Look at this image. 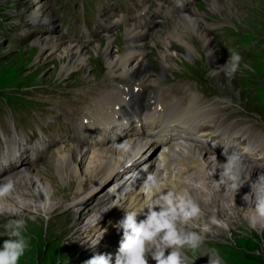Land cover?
<instances>
[{
  "label": "rangeland",
  "instance_id": "1",
  "mask_svg": "<svg viewBox=\"0 0 264 264\" xmlns=\"http://www.w3.org/2000/svg\"><path fill=\"white\" fill-rule=\"evenodd\" d=\"M45 1L48 3L47 12L41 11L39 9V6H37L38 4L44 2L42 0H0V150H3L4 143H7L9 138L11 139L15 132H19L23 139L27 138L28 142H34V144H38L41 141L43 142L45 140L44 138L49 139V153L43 158L44 160L42 159V163L41 161H37L34 164L31 161L29 165L21 168L24 169L29 166H37V172H39L40 174H43L45 169H51L53 167V163L58 161V155L56 154V152L54 153V150L63 145L53 142V139L64 140L70 135L74 136L76 131L74 123L76 122V120H81L83 110H86L88 106H92L94 104L90 99L83 96V94L85 95L84 91L92 88L93 91L96 92L93 98L97 99L98 93L103 89L107 92L114 87L124 88L125 86H127V84H130L132 82L131 78H129V80L125 76L121 78L114 76L112 78H108L107 80L101 78L99 79L101 81L94 86L92 85L90 87H87L85 85H88V83L91 82H89V80L86 78L84 70H77L69 75V72H67L65 75L63 73L64 71L59 73L61 68V61H59L55 57L54 52L50 48L54 40L57 39L58 36H62L63 38H65V41H68L71 38H76L78 41H76V43H84L88 39V35L85 31L87 24L91 29V42L87 45L86 48L89 49L88 52H90L88 56V58L90 57V69H93L95 74H97L99 70L103 71L106 67V58L104 57V54L100 51H97L96 49L98 43L103 42V44H105L104 41L107 39L108 35L114 33L116 37L114 40V45L116 46L117 50H126L128 44H126L125 41V31L127 27V25L125 24L130 22L129 18L127 17L133 18L131 19L134 24L133 27L135 26V28L137 27L138 29L144 28V25L141 23L137 24V21L139 20V15L146 16L145 14H143V11L145 10L144 6L145 8L146 6H148L145 5V2H142V0H88V2L87 0ZM156 1L157 0H148L149 5ZM167 1L175 3L176 0ZM211 1L212 0H193L191 2V6L196 9L207 10L208 4L210 5ZM218 1L220 5L218 13H210L205 18V20L198 18L197 21L199 23L200 21L207 22L208 20L213 24V27L206 26L207 24H204L203 29L207 31L208 35L212 38L214 47L218 50V52H222L224 54V58L226 59V61L228 59V56L230 55L227 49L229 41L225 40L224 38L228 36L229 32H234L230 33L231 39L237 40L241 43L243 41L240 40V38L244 39L245 41L253 38L255 41L251 42L250 48L252 53H254L256 56L240 54L243 58L242 65L246 64L248 65V67H242L241 71L236 74L235 78H232L234 79L233 84H230L228 82V77L224 76V74H220V76L217 77L210 76L212 67L210 66V62L208 61L209 58L206 49L203 47V41L195 36V43L198 47L197 55L191 53L189 54V56L191 57L190 58L189 56L184 57L183 53H180L181 56L179 55V57L181 60L179 59L177 62L178 67L174 72L175 77L173 76L170 78V76H172L170 75L168 78H164L162 81H160V85L153 84L151 85V87H162L165 90L167 89L166 91H164L165 95L178 96L182 98V101L184 102H188L190 100L191 93L198 94L199 98L201 99V104L205 102L203 105L206 107L207 114L209 116L220 114L222 118L228 114V111L223 108L219 109V107H210L205 100L206 92L207 90L212 92L217 96V100H220L222 96L224 97V99L228 100L230 99V95L233 99L232 102L253 109L256 114H258V116H260L264 121V0ZM232 1L237 2L238 6L236 7V9L233 8L231 9V11H228V5L231 4ZM106 12L108 16L111 13H125L127 17L120 15V19L123 20L121 21V23L124 24H118L119 26L116 25L113 29V32L103 33V28L105 31L106 27L111 24L113 20L119 18L118 16H116L112 17L110 21H105L104 19H109L108 16H104ZM160 14V16L156 17L157 14L151 12L149 16H146L148 19L146 30L149 29V31L145 32L151 34L158 33L160 35H166L167 30H170L178 25L177 22L179 21V18L177 17V12L163 11ZM40 17L47 19H52V17H54L53 24L47 25L43 22H39L38 19ZM101 18H103V27L101 26ZM1 21L6 22L7 25L13 23L14 26L22 23L31 31L34 30V27H32L31 23H37L38 25L30 36L25 37L24 41L20 42V40H17L13 35L14 29L8 34L1 33L3 29ZM135 23L137 24V26L135 25ZM219 24L221 25L222 29H224V31H217V28L215 27H217ZM46 29L50 32H47ZM44 31L46 32V34L44 33ZM225 33L227 34L224 35ZM1 35H4V37ZM10 35H12L11 38ZM41 35L46 37L45 42L48 43L44 47L37 39V37H41ZM48 45L49 47H47ZM221 46L226 51L227 55L221 48ZM178 48L180 49L181 47ZM157 49H162V42L158 40L156 41L155 45H153L148 49L147 52H145L144 56L145 59L152 61L154 66L157 65L155 61ZM50 50L52 51V53L50 52ZM157 67L158 65L155 66V68ZM208 73L210 79L206 78ZM103 74H105V72ZM201 74L204 75L206 79L191 76ZM63 75L66 76L64 78V81H62L63 79L61 77ZM95 79L96 78H94V81L92 82L98 81ZM211 83L213 85H211ZM60 92L65 94L63 97L64 100L62 99V102H58V94ZM226 92L228 93L226 94ZM6 93L9 94L7 95ZM260 93L261 95H259ZM9 97H12V99ZM14 97L18 98V100ZM123 97H127L125 99L128 102H133L132 98L128 94L126 96L123 95ZM65 99L68 101H66ZM144 99H148V97L146 96L144 97ZM170 100H172V98H170ZM244 101L247 102L239 103ZM146 102L148 104L150 103V101L147 100ZM184 105L188 106V104L186 103ZM3 108L7 109L6 114ZM214 109H216V111ZM217 119L218 117L215 118V120ZM14 121L18 124L16 131L13 127ZM85 121L87 122L88 120ZM233 122L234 121L229 118L224 124L218 127L215 122H208L206 125L201 127V131H203L204 133L203 137L205 139H211L214 141L217 139L222 141V136L218 134L212 135L211 133L217 130H223L233 124ZM4 136H6L7 139L4 140ZM111 142L112 141L108 143ZM70 143L72 147L73 142L70 141ZM159 149L157 150V152L160 153L161 147H159ZM157 152H153L152 154L155 156L157 155ZM52 153L54 154L50 156ZM211 156H213V154L207 153L206 159H209ZM148 166L149 165H147L146 168H148ZM88 168L89 165L87 161L82 163V170H88ZM146 168L145 170H147ZM193 170L194 169H191L190 171ZM126 171L129 172L128 170ZM49 172L50 179H54L55 177L57 178L56 173L53 174L52 170H50ZM197 172H195L194 175L195 181H199L198 178L201 175L200 174L197 177V175L199 174V172ZM9 173L10 172H7L5 175L0 176V178L9 175ZM114 173H116V171H114L112 174ZM117 174L118 173H116L115 175L119 176V174ZM109 177L105 179L104 182L99 181L100 183H91L90 185L86 186L88 189L84 187L81 191L79 190L80 192L78 193L76 192L78 191L76 189L78 188V184L77 182H74L71 189L73 191V194L76 195L73 200L67 202L68 207L71 204L70 202H75L76 199H80L81 202L91 199L88 205L95 203L97 197L101 194L103 195L99 199H102L103 196L108 192V189L114 183V181H110L111 179H115L114 176H111L110 178ZM195 177L197 178L195 179ZM56 178L55 180H57ZM43 179V182L45 181V183H49L48 179ZM202 179H205L204 176H202ZM56 186H58V184ZM41 189L42 186L35 188V190ZM17 190L15 191L16 199L22 197L26 202L33 201L31 193H28L26 195H17L19 192H22L19 189ZM52 192L59 196H65L70 192V190L66 187L58 186L56 190L53 189ZM85 195L87 196L85 197ZM38 198L39 201H41V197L39 195ZM116 199L117 196L115 197V200ZM203 199L206 200V197L203 196ZM227 201L225 202V206H230V202ZM62 203H66V200ZM107 203L110 202L107 201ZM41 204L43 205V202H41ZM8 205L9 202H7L5 206L6 209L8 208ZM68 207L64 210L59 209L56 211H53L52 208V210H48V212L45 210H23L22 208L20 209V207H18V210H5L6 214L0 215V219L2 220L0 221L1 234H3V225H1V223L4 224L8 219L22 217L27 221L26 235L33 239V241L31 242L33 245L31 246V249L28 252L27 256L23 259L22 264H85V261L90 259L95 253L106 249L104 243L106 242V240L110 239V236L106 235L109 229H111V227L113 226V222L111 220L108 221V217H105L100 226H96L93 218L95 217V215H97L98 213L100 214L103 211L102 207L100 206L97 210L92 209L78 211L75 209L68 210ZM76 207L78 206L76 205ZM217 209L218 206L214 208V212L217 213ZM16 211L19 212V216L13 215V213ZM252 211L253 210H247V212ZM85 212H90V216L89 218H87V221H84V223L86 224V222L90 220V225L95 228V230L84 232L80 238L76 239V241L73 242L72 240L74 237L75 228H77L78 224L77 221L81 219L82 215ZM237 212L238 210L229 209L224 211V213H222L221 211V217L215 215V217L217 219L219 218V220L227 225V227H225L224 229L216 228L213 226V233L206 240L204 247L199 252L195 253V256H200L195 260L207 263L209 256L207 254L203 256L201 255L205 250H212L218 252L223 257L225 264H264V228L260 229L259 227H257L256 229V227H254L253 229L251 227H248V223L242 218V215L247 213L246 210H242L243 214ZM46 217L47 219H45ZM82 218L85 219L84 217ZM81 225L82 224H80V226ZM50 226L55 228V230L50 229V235L53 231H56L57 235L54 240L51 239L52 242H50L49 239L50 235L47 236V228ZM63 226L65 227V229L64 231H61L60 228ZM67 227H69L71 231L63 238V236L68 232ZM105 229L107 231L104 233L103 238L100 240V242L102 243L99 242L100 244H97L96 247H91V242L95 241ZM40 232L41 235H39ZM214 234L215 237H213ZM5 239H8V237L0 235V245H2ZM190 255L192 254L190 253ZM114 260L115 258L113 259V262ZM150 264H155V261H152L150 259Z\"/></svg>",
  "mask_w": 264,
  "mask_h": 264
},
{
  "label": "bare ground",
  "instance_id": "2",
  "mask_svg": "<svg viewBox=\"0 0 264 264\" xmlns=\"http://www.w3.org/2000/svg\"><path fill=\"white\" fill-rule=\"evenodd\" d=\"M42 1L44 2L37 6H39L41 11L47 12L48 3L45 0ZM191 1L193 0H177L173 3L168 2L167 0H157L146 6L144 13L150 8V12L157 14L156 17L160 16V13L163 11L177 12V17L179 18V21L177 22L178 25L167 30L166 35H163L162 33V35H160L158 33L151 34L145 32L149 31V29L146 30L148 19L146 16L142 15H139L137 24H143L144 28L138 29L137 27L135 28V26L133 27L134 24L132 21L126 24L125 41L126 44H128L126 50H117L114 45L116 37L114 33L109 34L104 41L105 44L100 42L96 46L97 51L103 53L106 58H104L106 60L105 69L103 71L99 70L97 74H95L93 69H90V57L88 58L90 52H88L89 49H86L90 36H88V40L85 44L76 43V40L74 39L66 40L67 42H71L67 43L62 36H58L53 44L51 43V50L54 52L55 57L61 61L59 73L64 71V75L67 72H69V75L77 70H84L86 78L91 82L88 83V85H85L87 87L94 86L101 81L99 80L101 78L107 80L114 76L119 78L125 76L128 79L131 78L132 82L127 84L124 88L114 87L107 92L101 91L99 95H97V99L93 98L96 92H94L92 88L85 90V95L82 93L84 97L92 99L94 104L89 106L86 110H83L81 120L75 122L76 131L74 136L70 135L69 137H66L73 142L72 147L70 145L71 143L62 140L63 146L54 150V153L56 152L58 155V161L56 160L57 162L53 163L51 169H45L43 174L37 172V166H29L21 169L22 167L29 165L31 161L34 164L36 162L27 155V149L23 151V148L8 140L7 143L14 144L15 148L11 147L9 151L4 152L3 162L8 164V166L3 167L2 165V168L7 172H10L9 175L6 176L11 177L15 181L16 190L19 189L22 191L17 195L31 193L33 201L26 202L22 197L16 199V194L14 193L6 200L0 201V208H3L4 210H18V207H20V209L22 208L23 210H45L47 212L48 210H52V208L53 211L59 209L64 210L68 207L67 202L73 200L76 195L73 194L71 189L74 182H77L78 184V188H76L78 190L76 192L78 193L84 187L93 182H104L109 176H114L115 179L110 180L114 181V183L102 199L99 198L103 194L97 197L95 203L89 205L88 203L91 199L83 202H81L80 199H76L75 202H70L71 204L69 205L68 210H97L101 206L103 211L100 214L98 213L95 215L96 218L93 217L96 226H100L105 217H108V221L111 220L113 226L109 229L106 236H110V238L122 236V231L118 232L114 225L123 218L125 211L124 208L113 205L119 204L128 208L140 206L145 200V181L149 176L155 175L157 178L164 180L170 187L177 188L181 191L187 190L193 198L201 202L202 206L206 208V218L207 216L212 215L221 217V211L224 213V211L229 209L238 210L239 213H242V210H246V212L247 210H253L254 205L247 203L244 196L246 193L250 196L251 182L257 179L259 173L264 172H262L257 165L244 158L252 166V172L250 180L240 188L236 195L233 196L232 192L226 190L223 185L217 186L216 180H219L220 178V169L218 168L212 176L209 175L213 170L212 160L215 155L206 159V154L209 153L210 149L206 150V148L201 145L199 136H196V129L200 125L199 119H202V111L197 103L198 95L192 93L188 106H185L182 101L175 96H171L174 99V102H168L170 97L163 96L161 88L155 90L150 88L151 85H158L160 81L164 78H168L170 75H172L170 78L173 76L175 77L174 72L178 67L177 62L180 59V53H183L184 57H188L191 53L197 55L198 47L195 43V36L203 41V47L206 49V52H208V49H213V55L208 56V61L210 62L212 69H219L221 65L226 63L224 54L218 52L214 47L212 38L208 35V32L203 29L204 24H207L206 26L210 27H213V24L208 20L207 22L200 21L199 23L197 21L198 18L205 20L210 13H218L220 6L219 1L212 0L210 5L208 4L207 10H200L192 7ZM237 6V2L232 1V3L228 5V11H231L233 8L236 9ZM118 17L119 18L113 20L112 23L106 27V32H113L114 27L123 21L120 19V15H118ZM53 18L54 17H52V19H47L40 17L38 20L44 24L52 25ZM137 24L135 23L136 26ZM47 32L50 31L47 30ZM44 33L46 34L45 31ZM45 38L46 37L42 35L41 37H37L43 47L48 44L45 42ZM157 40L162 42V49H157L155 61L158 67L155 68L157 65L154 66L153 62L145 59L144 56L145 52L155 45ZM47 47H49V45ZM178 47L181 48L179 49ZM51 50L50 52L52 53ZM104 72L105 74H103ZM221 74L223 73L221 72ZM63 76H61L63 79L62 81H64V78L66 77ZM94 78L98 81L92 82L94 81ZM228 82L233 84L234 79L228 78ZM227 93L228 92H226V94ZM6 94L8 95L9 93ZM127 94L132 98L133 102L130 103V101L128 102L125 99L127 97H123V95L126 96ZM64 95L65 94L62 92L58 94V102L64 100ZM148 95L151 100L149 104L146 102L147 99H144V97ZM259 95H261V93ZM229 97L230 99L228 100H233L232 96L229 95ZM9 98L12 99V97ZM15 99L18 100V98ZM3 110L5 109L3 108ZM214 110L216 111V109ZM85 120L88 121L86 122ZM177 126H183L184 128L181 129L186 128L192 132V134L188 137L182 136L177 131ZM229 134L232 136L235 133L230 132ZM110 141L112 142L108 143ZM225 141L226 143H230L232 142V138H227ZM159 147H161L160 153L157 152ZM235 148L237 149L238 146ZM153 152H157V155L154 156L152 154ZM216 157L220 162L225 160L224 155ZM86 161L88 162L89 168L88 170H82L81 165ZM147 165H149L148 168H146ZM145 168L147 170H145ZM191 169L194 170L190 171ZM50 170L53 171V174H57V178L55 177L57 180H55V178H49ZM114 171H116L119 176H116V173L112 174ZM197 171L199 172L197 177L201 174L198 178L199 181L194 180V175ZM6 176L0 178V180H3ZM202 176H204L205 179H202ZM197 177H195V179ZM43 178L48 179L49 183H45V181L43 182ZM57 184L59 187L68 188L70 192L65 196L54 194L52 190H56L58 187L56 186ZM196 184H200L201 187H194ZM37 186H42V189L35 190V188H38ZM38 195L41 197V201H39ZM86 196L87 195H85V197ZM116 196L117 199L115 200ZM203 196L206 197V200L203 199ZM65 200L66 203H62ZM107 201L110 203H107ZM226 201L230 202L231 205L229 204L230 206H225ZM7 202H9V205L6 209L5 206ZM41 202H43V205ZM76 205L78 207H76ZM217 206L218 212L216 213L214 212V208ZM89 216L90 212H85L82 215L85 219L81 217V219L77 221L78 224L77 228H75L73 242L80 238L84 232L95 230V228L90 225V220L86 222V224L84 223ZM242 216V218L248 223V227L253 229L254 227H256V229L257 227L260 229L264 228V220L256 218L253 211L247 212ZM143 218V216L138 217V219ZM0 221L2 220L0 219ZM80 224L82 225L80 226ZM1 225H3V223H1ZM216 228L225 229V227ZM50 229L55 230L52 226L48 227L47 236L50 235ZM64 229V226L60 228L61 231H64ZM67 229L68 232L63 238L71 231L69 227H67ZM0 235L3 234L0 232ZM39 235H41V232ZM56 237V231H53L49 237L50 242H52L51 239L54 240ZM213 237H215V234ZM32 241L33 239L31 238V242ZM32 245L33 244L31 243V246Z\"/></svg>",
  "mask_w": 264,
  "mask_h": 264
},
{
  "label": "clouds",
  "instance_id": "3",
  "mask_svg": "<svg viewBox=\"0 0 264 264\" xmlns=\"http://www.w3.org/2000/svg\"><path fill=\"white\" fill-rule=\"evenodd\" d=\"M229 51L226 63L219 69H212L210 76L217 77L222 72L232 79L242 67H248L246 64L242 65L243 58L238 52ZM207 55H213V49H208ZM244 151L247 152L248 149ZM223 155V162L213 155V170L209 175L212 176L219 168L217 186L223 185L235 196L250 180L252 166L238 151L229 152L224 148ZM194 187L200 188L201 185L196 184ZM250 188V196L246 193L244 199L254 205L255 217L264 220V173H259L257 179L251 182ZM15 191L16 184L11 177L0 180V201L6 200ZM144 192L145 200L138 207L113 205L120 206L125 211L123 218L114 225L118 232L122 231L119 245L116 246L114 238L106 240V249L95 253L85 264H150V259L155 264H225L218 252L203 251L201 256H209L207 263L195 260L200 257L195 256V253L204 247L213 233V226L227 225L215 215L206 218V208L187 190L170 187L155 175L149 176L145 181ZM4 214L5 210L0 208V215ZM13 215L19 216V212L16 211ZM140 216L144 218L138 219ZM2 227L3 236L8 239L0 245V264H22L31 249V238L26 235L27 221L22 217L8 219ZM106 231L105 229L90 246L94 248L102 243L100 240Z\"/></svg>",
  "mask_w": 264,
  "mask_h": 264
}]
</instances>
